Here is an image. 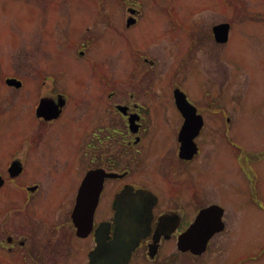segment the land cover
I'll list each match as a JSON object with an SVG mask.
<instances>
[{"label":"flooded vegetation","instance_id":"af4514ba","mask_svg":"<svg viewBox=\"0 0 264 264\" xmlns=\"http://www.w3.org/2000/svg\"><path fill=\"white\" fill-rule=\"evenodd\" d=\"M133 16L136 21L130 26L138 23L140 12ZM88 45L83 41L77 46L83 53ZM202 47L210 57L213 49ZM148 54L143 62L157 69L158 58ZM219 57L228 64L226 55ZM33 68L34 75L21 71L19 65L12 73L0 71V125L15 119L28 131L19 143L0 134L3 264H92L93 259L95 264H217L225 244L230 251L243 239L255 242L256 227L245 236L249 228L245 209L260 210L264 204L255 188L245 187V159L259 160L260 152L243 144L241 109L214 108L209 88L196 97L182 83H175L176 117L168 130L174 137L170 148L175 155L167 159L161 148L151 153L156 138L152 126L160 108L154 105L149 79L143 86L127 81L118 88L114 77L108 82L91 75L87 88L93 92L72 94L59 90L47 73L38 75L35 63ZM219 71L223 86L228 83V69L222 64ZM178 91L193 108L177 106ZM61 181L63 189L69 185L75 189L74 204L81 189L88 194L87 201L97 195L91 224L83 234H77L72 209L62 222L51 217L36 224V213L59 190ZM142 189L152 194L141 200L151 204L149 219L117 221V211L129 214L132 193ZM119 232L126 234L117 236ZM117 238L136 240L127 256L122 250L125 244L115 243ZM261 253L264 246L241 255L235 264L255 262Z\"/></svg>","mask_w":264,"mask_h":264},{"label":"rangeland","instance_id":"374dc122","mask_svg":"<svg viewBox=\"0 0 264 264\" xmlns=\"http://www.w3.org/2000/svg\"><path fill=\"white\" fill-rule=\"evenodd\" d=\"M128 7L140 12L138 23L129 29L126 18L134 14ZM227 20L229 39L216 46L211 27ZM83 41L89 45L81 55L77 45ZM202 45L213 49L210 57ZM148 52L158 58L157 69L143 62ZM222 54L228 64L220 59ZM34 63L39 66L38 75L47 73L55 78L59 90L72 94L93 92L87 88L91 75L108 82L116 78L118 88L127 81L143 86L149 79L155 91L154 105L160 108L152 126L157 139L151 153L161 148L167 159L175 155L170 148L174 137L168 132L176 117L173 86L182 83L196 97L209 88L214 108L242 110L243 144L260 152L259 160L245 159V187L255 188L264 204V0H0V71L12 73L19 65L21 71L34 75ZM222 64L228 69V83L224 81L223 86ZM21 124L6 119L0 125L2 139L23 141L28 131ZM61 182L36 213L37 226L42 218L62 222L69 217L75 189L70 185L67 189V182L63 189ZM253 209H245L244 220L249 227L245 236L256 227L255 242L243 239L230 251L225 244L218 256L223 264H235L241 255L249 256L264 246V208ZM260 256L244 264H264V253ZM220 259L217 264H222Z\"/></svg>","mask_w":264,"mask_h":264},{"label":"water","instance_id":"95a60500","mask_svg":"<svg viewBox=\"0 0 264 264\" xmlns=\"http://www.w3.org/2000/svg\"><path fill=\"white\" fill-rule=\"evenodd\" d=\"M214 32H215V37L217 41H220V42L226 41L228 37V24H219L215 26ZM177 99L181 105L184 104L185 107H189L188 106L189 104L186 102V100H183L185 99L183 94H182V97L177 96ZM147 195L148 194L146 191H140V190L137 191L135 194L132 193L133 200L129 204L130 206H128V209H129L128 213L130 215L126 213L127 210L119 209L116 214V220L117 221H121L122 219L130 220L137 216L141 219H145V220L149 219L150 211H151V204L147 201H144L143 203L141 201V200H145ZM96 198H97V195L92 201L91 200L87 201L88 194L86 192L82 191L81 189V191H79L78 193L77 202L72 212V217H73V221L75 225L78 227V232L80 234H83V230H85L86 227L89 228V225L91 224L94 207L96 205ZM140 198H144V199H140ZM121 200L122 198L120 197V201H118V203L121 202ZM118 229L125 230L123 229V226H119ZM125 234L126 233L119 232L117 236H124ZM129 240L130 241L119 239L115 241L116 244H121V245L125 244L124 246L126 248L122 249L124 252V256H127V253H129L130 248L136 243V240L134 239H129ZM95 252L97 251H94L93 255L96 254ZM95 262H96V259H93L92 264H95Z\"/></svg>","mask_w":264,"mask_h":264}]
</instances>
